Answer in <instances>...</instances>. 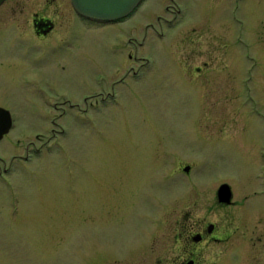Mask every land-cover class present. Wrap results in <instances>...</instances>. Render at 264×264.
Listing matches in <instances>:
<instances>
[{
  "label": "rangeland",
  "instance_id": "1",
  "mask_svg": "<svg viewBox=\"0 0 264 264\" xmlns=\"http://www.w3.org/2000/svg\"><path fill=\"white\" fill-rule=\"evenodd\" d=\"M54 2L41 7L56 30L89 24L51 13L71 10ZM170 2L141 0L82 30L74 60L36 45L25 66L1 72L14 123L0 167L16 166L0 174V264H178L176 236L209 221L224 239L202 242L196 264H264V0L240 2L237 41L209 11L205 22L185 12L159 22ZM136 42L149 59L141 81L129 74L120 94L85 101L124 76L113 69ZM51 128L61 131L47 141ZM28 141L25 165L12 156ZM223 181L232 203L216 198Z\"/></svg>",
  "mask_w": 264,
  "mask_h": 264
},
{
  "label": "flooded vegetation",
  "instance_id": "2",
  "mask_svg": "<svg viewBox=\"0 0 264 264\" xmlns=\"http://www.w3.org/2000/svg\"><path fill=\"white\" fill-rule=\"evenodd\" d=\"M50 1L54 2V0H2V2L0 3V74L1 72L6 71V74L9 75L7 77H10L12 76V72H15L18 65L19 67L25 66L26 58L28 59V56H30L33 51V47L36 45L37 47H40V49H42V52H45V48H47L46 46H49L51 54H56L58 56L59 62H64L65 58H72L74 60L72 52L73 50H75V46L80 44L79 37L81 31L83 30L85 33L88 30L95 31V28L101 29L108 23H111L84 17L78 14L72 6L71 10L67 9V11L64 9L55 8L52 9L51 13L55 14L58 17H64L66 16V13H69L68 17L71 18L72 16H76L79 21L89 23L87 25L81 26L65 25L60 30H56V26L52 21V18L49 16L48 12L42 11L41 7L49 5L48 2ZM170 1L171 2L168 3L166 10L170 12L171 16L164 17L159 15L157 17L159 22L163 21L165 24L167 23V25H174V23H177L179 18L182 17L184 12L187 15L191 14L193 17L198 18L201 22H205L207 20L209 11L215 15L219 14V16H222V20H219L218 22V24L220 25H223V18H225L226 21L224 22L223 26L227 28L229 32L233 33L235 29V20L240 13V2L242 0ZM34 5L39 6V8H33L32 6ZM123 19H118L117 21H121ZM230 19L234 21L232 24L230 23ZM149 25L150 24H148L147 26ZM236 36L237 33H233V39L235 38V41H237ZM139 44H141V42H136L134 44L136 46L133 48V51H127V56L121 57L119 61H117L116 67L113 69L112 74H120L124 76L120 78H111L109 87L107 86L104 89H100L94 94H87L84 97L85 101H87L88 97L98 98V96L103 101H105L107 98H113L116 94H120L119 91H122V89H120V86L125 83V77L129 74L133 79L141 81L140 72L142 71V66H144V62H147L149 59L146 56L138 54L137 49ZM199 44L200 41L195 46H199ZM61 56H63V58H61ZM128 59L133 60L135 64L133 62L128 63ZM202 64H207V61L202 60ZM197 69L202 70L201 68ZM32 74L33 73L31 70L21 73V75L26 76ZM41 74V72L36 73V75ZM117 86L119 88H116ZM116 89H118V92H116ZM69 105L72 107L74 106L81 108V105H78V103H69ZM93 105L94 104H92V102H88L85 107H91ZM55 130L56 129L51 128V137H48L46 139L47 141L51 139L53 135L61 131ZM30 145H32V142L30 143V141H28L24 148V154H14L12 158L14 157L17 160H23L25 163L29 162L32 159V149L30 148ZM41 147L42 145L39 147H35V152H39ZM13 160L14 159L11 160V166L9 168L6 165L0 167V174L6 172L7 174L11 175L10 172H13L15 170L13 167L16 164L13 163ZM27 164L28 163H26L25 165ZM22 168L23 169L20 170L26 171V169H24V166ZM218 230L219 227L216 226L215 222L209 221L207 222V224H202L200 228H195L191 232L185 233L184 235H177L176 239L183 241V252L180 260L178 261V264H196L197 255L203 253V248H198V246H201L200 244L202 242H206V244H208L211 240L220 241L224 239L223 236L217 233ZM257 256H261L262 259L264 258V254Z\"/></svg>",
  "mask_w": 264,
  "mask_h": 264
},
{
  "label": "water",
  "instance_id": "3",
  "mask_svg": "<svg viewBox=\"0 0 264 264\" xmlns=\"http://www.w3.org/2000/svg\"><path fill=\"white\" fill-rule=\"evenodd\" d=\"M141 0H71L74 9L81 15L89 18L111 21L128 15ZM2 0H0V3ZM12 125V116L10 111L0 106V138L6 133ZM185 170L189 166L184 167ZM232 190L227 182H222L217 188V200L224 203H230Z\"/></svg>",
  "mask_w": 264,
  "mask_h": 264
}]
</instances>
